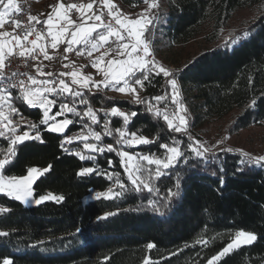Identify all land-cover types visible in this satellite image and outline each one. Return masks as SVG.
Instances as JSON below:
<instances>
[{
	"label": "trees",
	"instance_id": "obj_1",
	"mask_svg": "<svg viewBox=\"0 0 264 264\" xmlns=\"http://www.w3.org/2000/svg\"><path fill=\"white\" fill-rule=\"evenodd\" d=\"M165 1L168 9L161 23L164 35L179 44L205 35L207 43L212 45L235 11L256 10V15L233 29L227 39L204 49L174 74L181 99L196 127L231 114L235 129L263 124L264 0ZM149 79L151 83L145 81L141 89L142 99L170 91L162 74H152ZM83 92L98 113L100 123L92 124L87 117L76 116L77 121L64 134L47 131L40 123L42 110L27 106L17 95L12 96V103L20 112L13 120L22 129L28 128L27 123L36 124L43 143L37 140L19 143L5 175L23 176L30 167L51 165L50 171L33 185L34 194L39 197L52 193L64 199L25 206L0 193V208L8 210L0 212V232L8 233L0 236V264L5 258L12 264H142L145 256L151 257L152 264H207L240 230L254 233L257 239L214 264H264V169L242 165L243 157L235 151L196 157L187 148L193 143L189 135L167 129L166 123L147 112L145 105L132 103V99L111 98L103 91L83 89ZM59 98L66 102L71 99ZM253 98L256 104L249 107ZM113 106H121L127 113L137 112L128 122L127 131L142 134L154 142L131 147L116 144L119 133L113 131L112 136H103L100 142L93 139L99 147L112 144L118 150L162 155L165 149L159 145L172 144L175 140L185 152L187 163L181 157L165 175L158 179L152 177L150 183L159 191H133L122 158L116 152H88L81 142L65 144L70 151L60 147L63 136L83 127L81 121L101 132L105 120H110L109 127L113 130L123 128L122 117L106 116L101 111ZM86 107L76 104L78 112ZM21 118L25 123H21ZM7 146L6 139L0 137V151ZM76 151L95 159L80 160L74 154ZM83 167H94L97 171L80 176L78 172ZM108 173L117 175L109 180ZM117 179L127 185L121 195L85 202L93 191L106 192L112 188ZM169 190L177 195L169 197ZM150 201L155 202L158 211ZM200 237L210 243L197 244L195 241ZM149 243L156 247L148 250ZM173 252L177 255H171Z\"/></svg>",
	"mask_w": 264,
	"mask_h": 264
},
{
	"label": "snow or ice",
	"instance_id": "obj_2",
	"mask_svg": "<svg viewBox=\"0 0 264 264\" xmlns=\"http://www.w3.org/2000/svg\"><path fill=\"white\" fill-rule=\"evenodd\" d=\"M101 6L97 11H94V6ZM147 7L143 12L135 18L124 14L119 6L114 3V0H90L88 3H65L64 0H57L56 4L49 5L51 11L47 14V18L41 20L37 15L27 14V23L17 19L16 17L23 11L20 3L17 0H0V137L6 139L8 146L0 151V193H5L17 201L22 202L25 206L30 203L39 205L48 200L60 202L64 197L47 193L34 198L33 185L37 179L47 173L51 169V165L47 168L30 167L26 170L27 174L23 176L5 175L7 165L11 164L12 159L16 155V146L27 140H37L43 143L40 132L37 130V125L27 123L28 131H23L22 134H17L19 124L13 120L14 115H20L19 109L12 103V91L9 89H18L20 99L32 108L42 110V119L40 123L47 126V131L63 134L65 130L74 123L73 120L67 118V113H73L76 116L87 117L92 124H99L100 120L96 111L89 105V101L84 98L82 89H87L89 92L93 88L111 89L119 93L131 95L132 103L143 104L147 112L152 113L157 118H161L167 125V129L175 132H188V120L182 113L187 112L186 106L183 104L180 94V86L175 78L174 71L163 66L156 60L152 42L150 25L154 21H158L159 17L154 10L159 9V0H143ZM104 8L107 9L105 14ZM78 13L76 19H73L72 13ZM41 15H44L41 13ZM91 21V23H89ZM11 26L12 31L2 30L5 25ZM36 25H42L44 30H38ZM21 32L18 33L17 30ZM149 33L148 36L145 34ZM35 36L34 39L30 37ZM245 36L248 33H244ZM237 40L239 37L236 38ZM235 42V41H233ZM60 45H64L63 53L59 60H69V53H74L76 56H87L92 58L91 67L98 70L102 76L99 80H94L91 74L84 75L80 68L75 67V61L64 63L63 68L71 71H63L58 74L51 71L45 72L40 60L53 61L58 57L55 55L59 52ZM49 48L53 51L50 52ZM94 53H99L94 56ZM114 54V55H113ZM19 57L27 61L28 58L40 61L33 65L36 69V76L27 73L11 72L6 73L5 68L10 66V58ZM107 58V59H106ZM163 75L166 78V84L170 87V91L166 90L163 95L153 96L151 99H142L139 89L145 87V81H150V76ZM18 75H23L26 79H18ZM56 76V79L52 77ZM17 77L16 80H13ZM39 77H47L40 79ZM65 78H70L67 80ZM70 97L69 102L61 100L57 105L58 97ZM175 105L174 111H169L167 107L160 108L162 102L169 101ZM155 101V103H153ZM77 102L81 105H86L83 112H78L76 109ZM256 98H253L249 107H254ZM57 111L50 115L52 109ZM105 115L122 117L124 121L123 128L115 130L109 127L110 120H105L103 130L96 131L90 125L84 124L87 133L81 131L76 136H67L64 138L60 147L64 151H70L65 148V144H71L73 141H80L83 144V149L88 152H116L121 159V163L125 166L128 180L132 185L133 191L147 190L148 192L159 191L154 188L150 181L153 176L160 178L166 174L165 170L173 167L180 162L181 157H185L184 162L187 163L188 158L185 152L181 151L179 141H173L172 144L161 143L159 147L165 149L163 157L154 155H136L127 151L118 150L112 144H106L98 147L96 143H90L89 138L95 141H102L103 136H112L113 131L119 133V138L115 140L116 144H126L129 147L140 144H150V140L144 135H137L136 132H128L127 124L132 117L137 116V112L126 113L117 107H112L108 110L101 109ZM63 116L62 120H57V117ZM21 123H25L21 118ZM35 131V135L32 134ZM189 141H193L191 135L188 136ZM228 137H224L217 142L216 145L205 147L204 143L195 140L194 143H189L187 148L196 157H205L207 153L213 152L214 148L223 144ZM221 151L239 152L243 159L242 165L260 166L264 169V155H253L243 149H233L231 147L223 148ZM80 160H94L91 155H84L82 151L74 153ZM214 154V153H213ZM141 161H146L147 165H155V169L146 167ZM111 164V161H109ZM242 170V169H241ZM94 167H83L78 172V175L84 176L96 172ZM114 173H108L107 178L113 179ZM116 186L120 189L119 192H114L109 188L106 192H96L95 198L101 197L111 199L114 196H119L127 188V185L122 180H116ZM179 188V183L176 185ZM177 195V193L169 190V197ZM169 197H165L168 199ZM153 204L154 210L155 202ZM8 211L0 208V212ZM106 215H114L107 213ZM79 231V229L77 230ZM7 232H0V236H7ZM257 239L256 235L243 230L237 231L234 238L218 253L213 255L207 264L219 262L222 257L229 254L231 251L240 248L242 245H251ZM197 244L207 246L210 241L198 238L195 241ZM187 246V245H186ZM155 244L149 243L147 249H153ZM182 251V249L180 250ZM171 255H177L176 252ZM105 259H108L107 257ZM3 264H12L8 258L3 260ZM142 264H152L150 256H145Z\"/></svg>",
	"mask_w": 264,
	"mask_h": 264
},
{
	"label": "rangeland",
	"instance_id": "obj_3",
	"mask_svg": "<svg viewBox=\"0 0 264 264\" xmlns=\"http://www.w3.org/2000/svg\"><path fill=\"white\" fill-rule=\"evenodd\" d=\"M21 1L22 0H17L18 3ZM27 1L41 3L50 0H27ZM114 3H116L119 6V8L122 10L124 14H127L132 18H135L137 15L141 14L143 10L147 7V5L143 3V0L132 1L128 3L122 0H114ZM167 9H168L167 1L159 0V9L154 10L157 12L159 20L154 21L153 24L149 26V28L151 29V42L154 49L156 60L159 61L163 66L173 71H177L179 68L183 67L189 60H191L197 54L202 52L204 49L213 47L215 44L219 43L220 40L222 39H227L231 35V34L229 35V33L233 29L243 25L244 23H247L256 15V10L252 8H244L235 11L231 19L229 20L228 26L221 32L218 41H216L212 45L207 43V38L205 35H199L197 38L189 42L179 44L167 40V38L164 35V29L162 28L161 23L164 21L163 20L164 17L162 15L164 12L167 11ZM145 35L147 36V34ZM98 54L99 53H97L96 55ZM82 70L84 71V74L86 73V75L91 74L94 80H99L102 78V76L98 73V70L92 68L91 65L83 66ZM67 80H70V78H67ZM92 90L103 91L107 96L111 98L133 99L131 95H126L111 89L103 88V86H101L100 89L93 88ZM138 91L140 93V97L142 98L141 89L138 88ZM183 104L186 106L184 102ZM113 107H117L121 111L126 112V109L121 106H113ZM159 107L162 109L167 107L170 112L175 110V105H172L170 100L162 102L159 105ZM56 111L57 109L55 108L53 113H51L50 115L54 114ZM96 114L98 116L97 112ZM182 114L187 117L188 120L187 134L193 137V143L195 140H199L204 143L205 147H210L212 145H216L217 142L223 139L224 137H228V139L225 140L223 144H220L218 147L214 148L213 152L221 151V149L223 148L231 147L233 149H243L244 151L250 152L253 155H264V123L253 124L248 128H244V129H235L232 124L234 120V115L231 114L222 119L214 120L212 122H206L202 127H196L192 123L193 121L192 115L190 114V112H188V108H187V112ZM79 117L82 119L83 116H79ZM63 118L64 117L59 116L57 117V120H62ZM67 118L73 120L74 123L77 121L76 115H74L73 113H68ZM84 124L85 123L81 121V125H83V127ZM67 129L65 130L64 133H66ZM28 130H29L28 128L22 129L19 126L17 134H22L23 131H28ZM32 134L35 135V131H32ZM73 142H80V141H73ZM88 142L96 143L91 137L89 138ZM133 146H137V145H133ZM123 151L132 153L136 155L137 158H139L140 155H151V154H140L138 152H131L127 149H123ZM163 155L164 153L162 155H154V156L162 158ZM141 163L147 165L146 161H141ZM147 166L152 167L153 171L156 167L155 165H147ZM112 189L114 192H119V190H117L118 187L116 186V183L112 187ZM95 193L96 191H93L91 194H89L85 198V202H89L91 200L96 199ZM34 198H39V197H36L34 194ZM32 205H36V204L30 203L27 206H32Z\"/></svg>",
	"mask_w": 264,
	"mask_h": 264
},
{
	"label": "built area",
	"instance_id": "obj_4",
	"mask_svg": "<svg viewBox=\"0 0 264 264\" xmlns=\"http://www.w3.org/2000/svg\"><path fill=\"white\" fill-rule=\"evenodd\" d=\"M65 3H88L90 2V0H64ZM22 8V12L16 17L17 19H20L22 21H24V23H27V14L30 13L32 15H37L41 20H44L47 18V14L51 11V9L48 7L49 5H53L55 4V0H50V1H44L41 3H35V2H31V1H27V0H22L21 2H19ZM101 6L99 5V3L97 5L94 6V8L96 9V11L100 8ZM105 11V14L107 12V9L104 8L103 9ZM41 13H43L44 15H41ZM73 19H76L78 16V13L73 12L72 13ZM38 30H44L42 28V25H36ZM2 30H7V31H12V28L10 25L6 24L5 28ZM18 33L21 32L20 29L17 30ZM35 36L33 35L32 37H30V39H34ZM60 50L59 52H56L55 55L58 57L57 60H53V61H47V60H43V57L41 56L40 60L43 62V65H46L47 67L44 68L45 72L51 71L53 73L58 74L59 72H63V71H71L72 69H65L63 68V64L64 63H69V61H75V67L80 68L81 72L84 74V71L82 70L83 66H90L91 65V60L92 58L85 56H76L74 53H69V60H59L60 55L63 53V48L64 45H60L59 46ZM153 48V46H152ZM49 51L52 52L53 50L49 48ZM154 52V49H153ZM97 53H94L93 55L96 56ZM155 55V53H154ZM40 63V61L37 60H33L31 58H28L27 61H25L23 58H19V57H12L10 58V66L5 68V72L8 73L10 75L11 72L15 71L18 74L19 73H27L29 75H33L36 76V69L33 65ZM86 75V73L84 74ZM40 79H47V77H39ZM53 79H56L57 77L54 76L52 77ZM17 77H14L13 80H16ZM18 79H26L25 76L23 75H18ZM67 79V78H65ZM10 91H12L13 95H17L20 97V93L18 89H9ZM12 95V96H13ZM57 100V105H59L60 101L59 97L56 98ZM66 102V101H64ZM55 110V108L52 109V112ZM50 113V114H51ZM68 114V113H67ZM66 114V115H67ZM63 117V116H62ZM81 131L87 132L86 129L84 127H80L78 129H75L69 133H67L65 136H63V138L61 139V143H63L64 138L67 136H76L79 133H81Z\"/></svg>",
	"mask_w": 264,
	"mask_h": 264
},
{
	"label": "crops",
	"instance_id": "obj_5",
	"mask_svg": "<svg viewBox=\"0 0 264 264\" xmlns=\"http://www.w3.org/2000/svg\"><path fill=\"white\" fill-rule=\"evenodd\" d=\"M56 2H57V0H55V4H56ZM64 2H65V1H64ZM93 10H94V11H96V9H95V8H94ZM89 23H91V21H89Z\"/></svg>",
	"mask_w": 264,
	"mask_h": 264
}]
</instances>
